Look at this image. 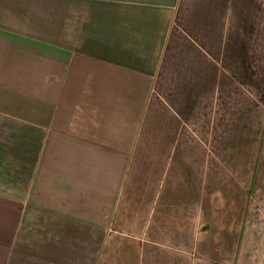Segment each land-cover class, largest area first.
I'll return each mask as SVG.
<instances>
[{
  "label": "crops",
  "instance_id": "0c3cea01",
  "mask_svg": "<svg viewBox=\"0 0 264 264\" xmlns=\"http://www.w3.org/2000/svg\"><path fill=\"white\" fill-rule=\"evenodd\" d=\"M0 264H264V0H0Z\"/></svg>",
  "mask_w": 264,
  "mask_h": 264
}]
</instances>
